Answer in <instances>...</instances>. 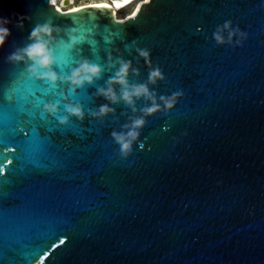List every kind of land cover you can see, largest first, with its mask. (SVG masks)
I'll return each mask as SVG.
<instances>
[{
	"label": "water",
	"instance_id": "95a60500",
	"mask_svg": "<svg viewBox=\"0 0 264 264\" xmlns=\"http://www.w3.org/2000/svg\"><path fill=\"white\" fill-rule=\"evenodd\" d=\"M0 17L12 21L0 48V264H264V0H141L124 18L108 5L0 0ZM228 20L242 46L215 44ZM37 23L59 28L55 83L7 61ZM118 58L137 69L131 83L159 67L150 89L182 93L146 118L126 159L110 133L147 102L133 113L97 94ZM85 61L101 78L70 92ZM49 103L61 115L79 105L84 119L41 117ZM101 105L114 111L91 116Z\"/></svg>",
	"mask_w": 264,
	"mask_h": 264
},
{
	"label": "clouds",
	"instance_id": "9594fccd",
	"mask_svg": "<svg viewBox=\"0 0 264 264\" xmlns=\"http://www.w3.org/2000/svg\"><path fill=\"white\" fill-rule=\"evenodd\" d=\"M25 19L30 18L19 17L15 26L22 29ZM10 23H12L10 19L0 17V48L4 46L11 35L8 28ZM58 34V26L49 23L35 24L27 37L28 43L14 48L7 56V61L13 64H24L31 77L47 79L55 83L58 77L52 70L55 64L53 45L57 42L56 37ZM212 38L217 46L229 45L236 47L242 46L247 34L241 31L238 26L233 27L232 21L228 20L216 27ZM132 43L135 44V41ZM125 50H128L127 45ZM135 50L137 55L145 61V64L150 65V52L138 47ZM109 59L111 58L109 57ZM115 63L118 68L114 71L112 78L106 82V87L98 88L97 94L103 96L111 104L124 103L131 108L133 113L137 111L135 107L137 100L143 99L147 102V106L140 110V116L130 118V123L124 124L121 131L110 133L111 139L118 146V156L121 159H126L131 155L133 145L137 144L139 140L141 130L146 124V118L158 112L167 113L174 107L177 98L182 93L178 91L170 96H158L153 89H150L149 85H156L158 81L165 78L159 67H150L145 83H131L128 79L129 73L131 71L133 74L138 75L137 69L132 67L130 61H125L122 58H118ZM101 74L102 69L99 65L87 61L80 63L68 78L73 86L70 88V92L83 87L85 84L91 85L94 80L101 78ZM115 85L119 86L118 93L114 88ZM113 111L114 109L108 105H101L98 112H92L90 115L95 118H102ZM63 112L66 114L61 115L57 105L49 103L44 105L42 116L55 117L61 126H67L71 117H75L80 121L84 119V112L79 105L66 104ZM139 147L142 149L143 144L140 143Z\"/></svg>",
	"mask_w": 264,
	"mask_h": 264
},
{
	"label": "bare ground",
	"instance_id": "6f19581e",
	"mask_svg": "<svg viewBox=\"0 0 264 264\" xmlns=\"http://www.w3.org/2000/svg\"><path fill=\"white\" fill-rule=\"evenodd\" d=\"M132 1H134V0H98V1H94V2L88 3V5H97V6L98 5H108L109 7H113L115 12L117 13L118 10H120L123 6L128 5ZM51 2L53 4H55L59 9H63L59 4L56 3L55 0H51ZM68 2H70V0H62V4L63 5L67 4ZM138 3L135 4V6L133 7V9H132L133 12L131 14H128V15H133V13L136 10V7H137ZM82 5H84V4H82ZM118 5H119V7H118ZM78 6H80V5L71 6L68 9H74V8H76Z\"/></svg>",
	"mask_w": 264,
	"mask_h": 264
},
{
	"label": "rangeland",
	"instance_id": "374dc122",
	"mask_svg": "<svg viewBox=\"0 0 264 264\" xmlns=\"http://www.w3.org/2000/svg\"><path fill=\"white\" fill-rule=\"evenodd\" d=\"M57 4H59L63 9H68L71 6L75 5H82V4H88L94 1L98 0H70L67 4L63 5L62 0H55ZM140 0H134L125 7L121 8L117 11L116 16H121V18L126 17L128 14H131L133 12V7L135 4H137Z\"/></svg>",
	"mask_w": 264,
	"mask_h": 264
},
{
	"label": "snow or ice",
	"instance_id": "6c2138e0",
	"mask_svg": "<svg viewBox=\"0 0 264 264\" xmlns=\"http://www.w3.org/2000/svg\"><path fill=\"white\" fill-rule=\"evenodd\" d=\"M145 2L147 3L148 0H145ZM98 6H104V5H98ZM118 7H119V5H118ZM77 11H80V10L77 9ZM88 31L91 32V29H88ZM82 39H84L83 36L77 38L78 41H79V40H82ZM88 39H89L90 42H93V43H94V41L91 40V36H89ZM104 40L107 42V40H108V36H107V35L104 36ZM44 92H45V93H48L49 90H48V89H45ZM34 103L36 104V106H39V105H41V104L44 103V100L41 99V98H37L36 101H35ZM0 108H3V107L0 106ZM30 115H31V113H30ZM41 117H43V116H42V113H41ZM59 243H60V244H63V243H64V240H60Z\"/></svg>",
	"mask_w": 264,
	"mask_h": 264
},
{
	"label": "trees",
	"instance_id": "16d2710c",
	"mask_svg": "<svg viewBox=\"0 0 264 264\" xmlns=\"http://www.w3.org/2000/svg\"><path fill=\"white\" fill-rule=\"evenodd\" d=\"M118 18H121V16H117Z\"/></svg>",
	"mask_w": 264,
	"mask_h": 264
}]
</instances>
